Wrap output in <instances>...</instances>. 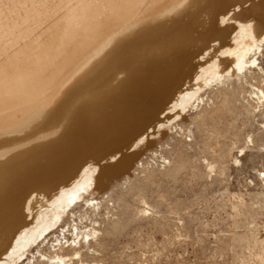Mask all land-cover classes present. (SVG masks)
<instances>
[{
    "label": "bare ground",
    "instance_id": "6f19581e",
    "mask_svg": "<svg viewBox=\"0 0 264 264\" xmlns=\"http://www.w3.org/2000/svg\"><path fill=\"white\" fill-rule=\"evenodd\" d=\"M263 41L264 0H0V111L18 108L0 118V132L21 126L19 113L30 121L49 111V90L77 78L91 93L81 106L99 105L75 111L38 155L0 151V264L46 238L96 172L130 163L124 151L182 115L205 86L254 66L248 54ZM108 74L110 89L98 82Z\"/></svg>",
    "mask_w": 264,
    "mask_h": 264
},
{
    "label": "rangeland",
    "instance_id": "374dc122",
    "mask_svg": "<svg viewBox=\"0 0 264 264\" xmlns=\"http://www.w3.org/2000/svg\"><path fill=\"white\" fill-rule=\"evenodd\" d=\"M256 52L248 54L254 66L208 84L140 142L129 172L110 175L123 167L116 162L96 172L83 198L13 264H264V41ZM105 78L98 82L110 89ZM77 80L63 95L54 94L57 85L49 90L55 108L43 115L28 121L19 113L21 126L0 132V151L38 155L75 111L99 107L81 106L91 93ZM17 109H2L0 118Z\"/></svg>",
    "mask_w": 264,
    "mask_h": 264
},
{
    "label": "water",
    "instance_id": "95a60500",
    "mask_svg": "<svg viewBox=\"0 0 264 264\" xmlns=\"http://www.w3.org/2000/svg\"><path fill=\"white\" fill-rule=\"evenodd\" d=\"M125 152V154H129V156L131 157V162L130 163H127L126 164V166H123L120 170H119V172H121V173H127V172H129L130 171V169H131V166H132V161L135 159V157H137V155H138V152L137 151H128V152H126V151H124Z\"/></svg>",
    "mask_w": 264,
    "mask_h": 264
}]
</instances>
